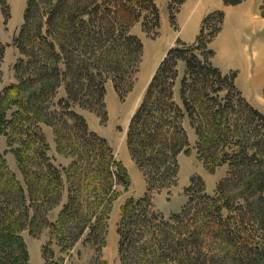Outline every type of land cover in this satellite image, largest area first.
<instances>
[{"label": "trees", "instance_id": "trees-1", "mask_svg": "<svg viewBox=\"0 0 264 264\" xmlns=\"http://www.w3.org/2000/svg\"><path fill=\"white\" fill-rule=\"evenodd\" d=\"M168 2L175 22L184 0ZM0 3L5 12L7 0ZM140 21L145 32L157 36L156 0L27 1L14 39L22 56L14 65L16 81L0 89V141L6 138L9 148L0 154V264H29L23 233L36 235L45 226L64 241L77 228L76 238L85 233L87 242L104 247L116 187L129 186L131 177L79 111L107 121V81L121 95L132 89L144 50L132 32ZM224 21L222 10L212 12L192 45L179 42L168 51L131 119L128 147L147 187L144 198H129L122 206L121 264H217L221 255L228 264H264V113L243 96L236 72L224 75L211 61L210 42ZM6 47L0 39V77ZM180 63L185 70L178 102ZM61 88L66 95L58 98ZM186 118L197 131L205 166L214 172L229 163L234 171L214 196L193 178L203 194L191 185L183 209L165 217L153 210V195L176 184L179 154L192 150ZM45 126L53 129L56 151L71 159L69 165L54 163ZM10 152L20 178L8 164ZM225 183L236 185L234 191L224 189ZM65 195L51 224L49 213Z\"/></svg>", "mask_w": 264, "mask_h": 264}, {"label": "rangeland", "instance_id": "rangeland-1", "mask_svg": "<svg viewBox=\"0 0 264 264\" xmlns=\"http://www.w3.org/2000/svg\"><path fill=\"white\" fill-rule=\"evenodd\" d=\"M27 1L28 0H7L9 8L5 9V12L10 14V19L7 21L5 12H3V7L0 3V39L7 46L5 59L1 67L2 75L0 77V89L16 81L14 65L22 56L19 49L14 44V39L19 34L23 24L21 20L23 19L24 11L27 7ZM156 2L160 11L163 7L165 9L167 6L169 26L166 27L165 23H161L157 36L145 32L143 29V21H140L132 29V32L142 40L144 45L139 69L131 80V84L133 85L132 89L121 95L117 92L115 83L111 80L107 81L105 97L106 109L108 111L107 121H104L102 117L87 110L80 109L79 111L86 117L91 131L108 140L113 148L115 156L127 167L131 177L129 186L118 185L116 187V191L119 195L115 198L112 204V211L109 215L106 243L104 247L99 248L95 243L87 242L85 233L76 238L79 234V229L77 228L73 231L74 233H72L70 240L66 239V241L61 240L58 237L59 233L53 232L50 226H45L40 233L36 235L26 230L23 235L28 245L30 256L29 264H121L118 227L121 221L122 206L129 198H144L147 187L146 177L138 168L128 147L127 134L131 119L136 112L135 109L138 103H141L144 93L151 82L150 77L153 66L157 61L156 59L159 58L160 52H162V46L164 45V48L167 50L169 48L168 44L170 43H174L173 47L179 42L192 45L201 33L204 18L214 12L211 11L201 18L200 27L198 31L195 32L192 18L190 20V26L185 30L183 29L179 17L175 18V22L170 21V12L168 8L170 3L168 0H156ZM224 6L228 7L225 3ZM181 9L182 6L179 11H181ZM217 10H222L226 16V11L223 6ZM233 10V13H229L225 25L223 22L222 26H220V31L216 37L212 39L209 46V48L214 50V53L217 51L219 54L217 58L218 63H216L222 69L215 65L214 57L211 58V61L224 75H230L236 72V85L243 96L246 97L253 106L264 113V0H244ZM252 14H256L255 19ZM188 18L189 14L186 15L185 21ZM211 30L210 27L207 28L205 30V35L209 34ZM179 70L181 75L176 86V98L178 102H180V79L185 70L184 63H180ZM122 86V88L126 90L129 83H125ZM65 95V90L61 88L58 98ZM184 126L187 130L190 148L192 150L190 154L185 152L179 154L180 171L176 184L153 195V210L157 214L164 215L165 217H170L171 214L178 213L183 209L188 202L189 198L187 191L191 185L194 186V192L200 195L203 194V192H201V183L197 181L193 184V178H200L202 184L205 186V193L214 196L220 185L219 183L229 178L231 169L234 171L229 163L218 167L214 172L210 171L209 167L205 166L204 162L199 157V149H197L199 137L197 131L191 124L190 118H186ZM43 129L47 135L48 141L51 143L52 149L49 154L55 159L54 163L60 167L62 165H69L71 159L60 155L56 151L53 129L46 126L43 127ZM7 150H9V148L6 144V138L3 137L0 141V154L5 153ZM7 160L12 171L16 172L20 178L18 164L15 156L11 152L7 154ZM127 164H133V167L130 168ZM233 174L235 175V172H233ZM222 187L232 192L236 185L233 187L232 183H225ZM66 201L67 198L65 195L60 205L50 211L48 219L51 224L57 220L58 214ZM217 264H228V258L225 259V256H219L217 258Z\"/></svg>", "mask_w": 264, "mask_h": 264}, {"label": "crops", "instance_id": "crops-1", "mask_svg": "<svg viewBox=\"0 0 264 264\" xmlns=\"http://www.w3.org/2000/svg\"><path fill=\"white\" fill-rule=\"evenodd\" d=\"M223 1L224 0H184L183 5H181L182 9H181V11H179L180 13L177 14L176 18L179 17V20L181 21V23L183 25V29H185V30L190 26V20L192 18L193 29L196 32V31H198V29L200 27V22L202 20L201 18H203L207 13H209L211 11H215V9L217 10L223 6V8L226 11V16H225V21H224V25H225L226 21L228 20L229 13H233V11H234L233 9L237 8L240 4L235 5V6L225 7ZM161 11H162L161 23L162 24L165 23V26L167 27V26H169V22H168L169 13H168L167 6L165 7V9L163 7ZM187 14H189V18L185 21ZM252 16L255 19L256 14H252ZM21 21H23V19ZM176 38H177V36H176ZM173 45H174V43L168 44L169 48L167 50H166V48H164V45L162 46V48H161L162 52L159 51L160 52L159 58L156 59L157 61H156L155 65L153 66V71H152V74L150 77V81L152 80V77L154 76L161 60L165 57L166 52L171 48V46L173 47ZM215 49H216V47H215ZM218 57H219V54L216 51L215 55H214L215 65H217V67L221 68L217 64L218 63L217 62ZM138 106H139V103H138L136 109L138 108ZM127 166L131 168V167H133V164L132 165L127 164Z\"/></svg>", "mask_w": 264, "mask_h": 264}]
</instances>
